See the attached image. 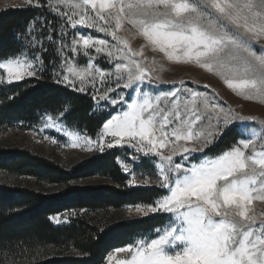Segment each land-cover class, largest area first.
I'll list each match as a JSON object with an SVG mask.
<instances>
[{"label":"snow or ice","instance_id":"6c2138e0","mask_svg":"<svg viewBox=\"0 0 264 264\" xmlns=\"http://www.w3.org/2000/svg\"><path fill=\"white\" fill-rule=\"evenodd\" d=\"M24 5L47 7L65 17L72 29L80 26L111 37L110 42L77 34L65 44L62 31L59 38L60 63L52 65L54 73L60 69L56 82L77 92L91 87L98 104L121 105L109 114L97 140L69 131V146L104 152L128 145L142 154L132 157L134 163L141 161L137 167L147 158L156 169L153 184L150 174L141 173L145 178L138 180L135 168L124 163L128 184L165 193L150 203L129 206L130 214L166 219L115 248L107 264H113L115 253L124 254L115 264H264V211L258 214L255 208V202L264 203V119L224 107L214 89L212 95L202 93L183 87V80L178 82L181 87L159 94L141 89L152 82L169 83L153 76L157 68L148 66L144 54L149 47L171 63L213 73L244 100L264 104V0H24ZM47 23L54 33L55 25ZM123 29L145 43L134 49L119 34ZM32 30L30 23V55L21 51L0 60V71L6 74L0 75V83L44 71V32L34 35ZM47 39L55 43L52 35ZM93 51L106 56L114 71L97 66ZM80 55L87 58L86 65L75 59ZM150 63L156 65L155 57ZM164 70L160 65L159 71ZM113 77L115 88L109 85ZM98 83L104 87L97 88ZM121 87L132 90L127 100L116 93ZM67 111L65 107L59 115ZM56 126V119L47 116L45 127ZM233 130L238 139L228 149L215 156L205 153ZM52 219L61 222L59 216Z\"/></svg>","mask_w":264,"mask_h":264},{"label":"trees","instance_id":"16d2710c","mask_svg":"<svg viewBox=\"0 0 264 264\" xmlns=\"http://www.w3.org/2000/svg\"><path fill=\"white\" fill-rule=\"evenodd\" d=\"M41 3L44 4V1L41 0ZM44 18L47 22L55 20L44 7L1 11L0 60L21 51H30L27 43V39L31 38L28 36L29 25L33 24L35 35L39 20ZM44 57L47 61L46 54ZM44 76V81L25 80L4 86L0 106V127L5 126L3 132L8 130L13 121L33 117L42 110L60 114L67 107L63 119L68 124L85 129L92 136L96 135L108 115L102 111L92 112L94 103L88 94L57 86L49 75ZM237 139L236 131L233 130L205 153L218 155ZM114 157V152L99 155L69 172L54 161L33 156L19 146L5 148L0 145V171H7V178L9 175L11 178L27 175L36 179L34 185L16 187L10 184L13 179L8 182L9 178L0 174V249L4 252L0 264H102L104 252L109 248L164 223L162 216L132 221L115 220L111 224L93 217H78L70 225L63 226H55L51 222L49 215L61 211L65 191L72 193L71 185L79 188H73L78 189L73 194L77 193L79 207L93 209H120L125 203L145 201L152 195V190H127L121 185L80 189L79 181L92 176L110 177L113 182L121 183L124 176L114 164ZM44 182L55 184L57 190L49 193L42 186ZM50 249H54V252Z\"/></svg>","mask_w":264,"mask_h":264},{"label":"rangeland","instance_id":"374dc122","mask_svg":"<svg viewBox=\"0 0 264 264\" xmlns=\"http://www.w3.org/2000/svg\"><path fill=\"white\" fill-rule=\"evenodd\" d=\"M43 1L45 3V0ZM9 8L23 9V8H31V7L24 5V0H0V12L7 10ZM44 8H46L47 11H49V14H52L53 17L55 18L54 21L48 20L49 22L55 25V32L54 33L52 32V29L49 23H47L46 18L39 20V24H37L38 27L36 29L35 34L44 32V36L42 37V40L44 47L47 49L46 52L41 53V59L44 61V71L38 72L36 77L26 78L25 80L36 79V80L44 81L45 80L44 75L47 74V76L49 75L53 83L56 84L57 86L67 88L72 92H77L74 89L69 88L64 84L57 83L56 79H54V75L58 74L60 71L59 67H57L54 73L52 65L53 63L59 65L60 63V57L57 56L56 49L60 46L59 38L62 34V31L64 33L63 42L65 44H70L73 37L76 36L77 34L87 33V34H91L95 38L108 39L110 42H111V37H106L104 33H99L94 29H84L81 28L80 26H78L77 29H72L69 25L65 24V19H66L65 17L58 16L55 12H52L47 7ZM61 26H63V29ZM119 34L127 38L134 49H139L140 45L145 43L142 37L133 36L132 33H130L127 29L121 30ZM48 35L53 36V41H55V43L48 41L47 39ZM261 43H264V40H262ZM50 50L52 51L53 54L50 53ZM24 53L26 55H30V51H25ZM64 53L70 54V50L68 48H65ZM64 53H61V55H63ZM45 54L47 55V61L44 57ZM92 54L96 55L94 51ZM144 54L149 58L148 66L149 67L154 66L157 68V71L153 73V76L159 75L163 81H168L169 83L152 82L151 84L148 85L147 89H145L144 86L141 85L142 90H149V91H153V94H159L161 92H165L173 88L181 87V85L178 82L180 80H183L185 81L183 87L193 88L202 93H208L209 95H212L214 89L215 92L219 94V99L224 103V107H228L230 105L236 110V112L240 113L241 115L257 116L260 117L261 119H264V104H260L255 101H247L236 96L230 89L227 88V86L222 82V80L213 73H209L191 64L171 63L163 57L162 53L153 52L149 47L144 48ZM153 57H155L157 61L156 65H152L150 63ZM75 59L79 62L80 65H86L87 63V58L83 57L82 55L76 56ZM94 63H96L97 66H99L102 69H105L107 71H114V65L107 62V57L104 55H96V60L94 61ZM160 65L164 66L165 69L164 71H159ZM37 67L39 68V65H37ZM0 75L6 76V74H4L2 71H0ZM58 78L59 77L57 75V79ZM25 80L13 82L11 84L6 82L0 83V106L2 105L1 97L2 95H4V86L18 84L24 82ZM173 81L177 83L174 85L171 83ZM115 83H116L115 77H113L112 80L109 82V85L115 88ZM145 83L147 84L148 82ZM205 85H207L208 87H205ZM102 87L104 86L100 85L99 83L97 84V88H102ZM131 91H132L131 89H123V87L116 89V93L123 94L126 100L129 98V94L131 93ZM77 93L88 94V96L92 99L94 103V109L92 112H95V110L102 111L104 112V114L108 115L107 119L110 118L109 114H113V115L115 114L113 109H119L121 107L120 104L118 105L105 104L104 101H100L98 104L97 100L93 99L94 90L91 87H89L87 92H77ZM109 96L116 98L115 96H113V93H109ZM11 98L12 97H10V99ZM49 115H51L54 119H56V125H57L56 127H45L47 116ZM106 120L104 122H106ZM9 126L10 127H8V130L4 132H3V128L5 126L0 127L1 146L5 148H9V147L13 148L19 146L20 149H24L28 151L33 156H38L44 159H49L54 161L55 163L59 164L62 168H65L66 171L69 172H72L75 166L80 165L91 158L114 152L115 153V157L113 160L114 164L117 165L122 176H124L122 182L120 183L114 181L116 183L115 184L110 177L103 178L100 176H96L95 178L92 176L86 180L79 181L78 186H80V189L82 190L87 188V186H95L96 188H99L100 185L103 186L121 185L124 186L127 190L147 189L153 191L152 195L149 198H147V200L149 201L147 200L137 201L135 203L128 202L123 204L120 207V209L115 207H112L113 209L111 207H109L110 209H104L105 207H99L97 209H93L90 207H79L78 204L79 200L76 196L77 193L73 194L74 190L78 191L79 188L76 187V185H71L70 190L72 193H69V190L65 191L66 196L61 201V206H60L61 211L49 215V219L55 226L70 225L71 222L77 219L78 217L81 219L86 217H93L100 220H104L105 223H110V224L115 220L132 221V220L148 218V217H142L138 214H135L134 212L133 214H130L128 210L129 206H133L137 203H150L158 196L165 194L155 187H147V186L138 187V186H130L128 184L130 176L128 173L123 171L124 163H128L130 167L135 168V172L137 174L138 180L145 178L144 175H140L141 173H144L145 175L150 174V178H152V183L155 184L154 176L156 173V169L152 167V165L149 163L147 158H143L142 166L137 167V165L141 164V161L136 160L134 163L132 157L133 156L142 157V154L137 153L134 148H131L128 145H124V146H116L110 149L106 148L104 152H99L98 150H96L95 147L89 150L83 146L75 147V148L69 146L70 137L66 134L67 132L69 131L76 132L79 133L80 136H88L95 141L98 139V133L102 131L103 124L101 125L99 132L96 135L92 136L85 129L78 128L76 125L68 124L63 119V116H60L59 114H54L52 111L49 110H42L37 112L33 117H28V118L24 117V119H21L19 121H13ZM107 139L109 138H106V140ZM212 146L213 145L209 146V148ZM207 149H205V151ZM194 155H196L197 158H199V154H194ZM208 156H214V155H208ZM178 159L179 158H177V161ZM1 173L5 175L7 171L2 170L0 171V174ZM8 178H7L9 180V181L7 180L8 182H10L11 179H13V181H11L10 184L16 187L34 185V183L36 182V179L33 176H27V175L17 176L16 178L15 177L11 178L9 175ZM42 186L49 193H53L54 190H57L58 188L55 184L52 185L49 182H44ZM73 188H78V189H73ZM82 206H86V205H82ZM255 208H256V212L259 214L260 212L264 211V203L255 202ZM57 216H59L61 219L60 223H56V221L52 219V217H57ZM152 216H162L164 221L166 219L164 215L157 214V215H150L149 217ZM137 235L128 238L126 241H124L123 244L117 246L115 245L109 248L108 250H106L104 252L105 255L102 264H107L106 257L110 253H112L115 248L124 247L126 244L132 242V240ZM50 250L54 252V249H50ZM71 251H72L71 249L68 250V252L70 253ZM3 254L4 252H0V258L1 255ZM123 257H124L123 253H115L113 264H115V260L121 259Z\"/></svg>","mask_w":264,"mask_h":264}]
</instances>
